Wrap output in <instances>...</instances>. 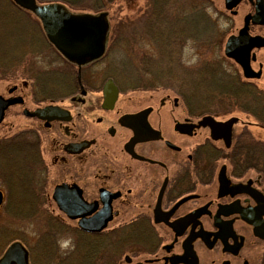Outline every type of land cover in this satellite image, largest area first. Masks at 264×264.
I'll return each instance as SVG.
<instances>
[{
	"label": "flooded vegetation",
	"instance_id": "af4514ba",
	"mask_svg": "<svg viewBox=\"0 0 264 264\" xmlns=\"http://www.w3.org/2000/svg\"><path fill=\"white\" fill-rule=\"evenodd\" d=\"M197 1L213 37L192 70L184 37L164 44L172 100L135 95L110 37L76 63L30 11L34 35L0 32V212L29 205L65 237L52 264H264V0Z\"/></svg>",
	"mask_w": 264,
	"mask_h": 264
},
{
	"label": "rangeland",
	"instance_id": "374dc122",
	"mask_svg": "<svg viewBox=\"0 0 264 264\" xmlns=\"http://www.w3.org/2000/svg\"><path fill=\"white\" fill-rule=\"evenodd\" d=\"M44 1L52 2L51 0H38V3H44ZM151 2L152 5L155 4L154 0L106 1V6H104L103 10L108 11L110 21V49L106 59L116 62L118 59L120 61L122 71L133 79L135 86H138L137 89H139V91L135 95L141 97L142 100H159L161 97L172 100L174 97L178 96L179 92L178 88L180 83L173 80L178 77L176 76L178 74L177 71L174 70V68L170 69V74L168 71L166 72L167 69L165 68H167V66L160 64V60L153 62V59L151 62V58H149L151 56L156 59L159 46L165 49L162 43L148 40V38L151 37L152 29L147 19L154 18L153 13L155 12V8L151 5ZM180 2H185V4L191 3L194 6H196L195 4L199 5L197 0H180ZM80 3L81 4H77L79 6L69 5L68 3V5L65 4L72 13L82 14L96 12L90 10V8L83 9L86 8V5L90 6L89 0H80ZM185 4L183 5L185 6ZM81 5L83 7H80ZM0 7L5 11V15L7 14L5 20H3V18L0 19V26L3 21H5V25L0 27V32H2L3 35L6 34V32L8 36H12L14 33L15 36L34 35L31 33L33 29L29 26L30 18L27 12H21L14 4L12 5V0H0ZM185 7L187 8V6ZM208 10L210 11V7H208ZM150 12H152V18L150 17ZM174 15L175 13L172 11L170 17H174ZM224 20L225 19L219 21L221 28H224ZM195 23L196 20L192 25L189 24V31L191 30L193 37L196 27ZM15 25H18L16 30L14 29ZM177 25L178 24L174 23L173 27ZM205 35L207 39L213 37L212 31H207ZM196 38L198 37L196 36ZM193 40L194 39H192V41L185 40L184 62L185 68L190 70H192L196 64L197 58H195V56L198 54L196 43ZM174 46L176 45L174 44ZM213 52V48L209 50L206 48L204 52H200V62L202 66L209 65V57ZM162 61L164 62V60ZM162 69H165V72H162ZM206 71L208 70L206 69ZM167 75H172L173 79H163V76ZM139 76L144 77L141 80ZM156 78L158 81H156ZM3 85H5V83L0 80V88L3 87ZM191 89L194 90L192 80H190L185 90L190 95V99L193 100V96L190 93ZM3 163V159L0 158V184H2ZM27 207L30 208L31 206H23L22 204L9 205V210L6 209L5 211H1L2 213L0 212V257L3 256L5 249H7L11 242L18 240L25 242L31 247V259L34 264H52L53 261H51V258L53 256H50L52 241L56 239V242L63 248L66 238L60 235L57 237L51 236L48 233V221L44 218H34V216L30 214L31 209ZM20 209L22 210L20 211Z\"/></svg>",
	"mask_w": 264,
	"mask_h": 264
},
{
	"label": "water",
	"instance_id": "95a60500",
	"mask_svg": "<svg viewBox=\"0 0 264 264\" xmlns=\"http://www.w3.org/2000/svg\"><path fill=\"white\" fill-rule=\"evenodd\" d=\"M13 2L39 18L47 38L66 59L84 63L103 55L109 31L108 12L76 14L59 2L47 4H39L37 0ZM115 97L114 91L112 96L106 95V100ZM3 109L4 106H0V117ZM1 200L0 192V203ZM0 264H30L29 252L21 242H14L0 258Z\"/></svg>",
	"mask_w": 264,
	"mask_h": 264
},
{
	"label": "trees",
	"instance_id": "16d2710c",
	"mask_svg": "<svg viewBox=\"0 0 264 264\" xmlns=\"http://www.w3.org/2000/svg\"><path fill=\"white\" fill-rule=\"evenodd\" d=\"M51 1H60L66 4L68 3L69 5L71 4L76 6H79L77 4H81L80 0H51ZM89 1H90L89 3L90 6L86 5V8L83 9L90 8V10L96 12L104 9V6H106L105 4L106 1L114 2V0H89ZM154 3L156 5L155 4L152 5L151 2V5L154 6L155 8V12L153 13L154 18H152L153 17L152 12H150V17L152 19H147L148 24L151 26L152 29V34L150 35L151 37H149L148 40H152L156 42L158 41V43H162L163 45L166 43L170 45L172 42H174L176 39L180 37H184L187 41L189 40L192 41V39H195L196 36L205 39L206 38L205 33H207V31L208 32L213 31L210 14L208 13L207 9H204V4L202 2L201 4L198 2L200 6L198 4H195L196 6H194L191 3H187V4H185V2L181 3L180 0H154ZM183 4H185L187 8ZM80 7L83 6L81 5ZM172 11L175 13L174 17H170ZM195 20H196L195 23L196 27L193 37V35L191 34V30L189 31V24L192 25V23H194ZM174 23L178 25L176 27L175 26L173 27ZM182 25L184 26V29ZM185 25H186V29H185ZM161 39L162 42H160ZM153 59H154L153 62L160 60L161 65L167 66V68H165L167 69L166 72L168 71L170 73V69L174 68V70H176L178 73L177 70L178 66L176 65L177 63L171 65V63L174 60L173 55L168 54V52H166L165 49H162V47L160 48L159 46V49H157L156 59L155 58ZM162 60H164V62ZM165 69H162V72H165ZM139 77L142 80L144 76H139ZM164 78L173 79L172 75L163 76V79ZM191 79L192 78H190V80ZM173 80L177 81V78H174ZM156 81H158L157 78Z\"/></svg>",
	"mask_w": 264,
	"mask_h": 264
}]
</instances>
